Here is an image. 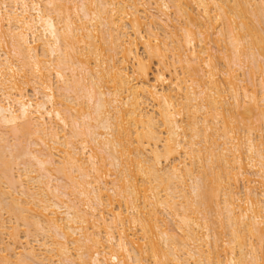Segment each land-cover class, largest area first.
I'll list each match as a JSON object with an SVG mask.
<instances>
[{
    "label": "bare ground",
    "instance_id": "obj_1",
    "mask_svg": "<svg viewBox=\"0 0 264 264\" xmlns=\"http://www.w3.org/2000/svg\"><path fill=\"white\" fill-rule=\"evenodd\" d=\"M0 264H264V0H0Z\"/></svg>",
    "mask_w": 264,
    "mask_h": 264
},
{
    "label": "rangeland",
    "instance_id": "obj_2",
    "mask_svg": "<svg viewBox=\"0 0 264 264\" xmlns=\"http://www.w3.org/2000/svg\"><path fill=\"white\" fill-rule=\"evenodd\" d=\"M33 94L31 93V96H32ZM33 97V96H32Z\"/></svg>",
    "mask_w": 264,
    "mask_h": 264
}]
</instances>
